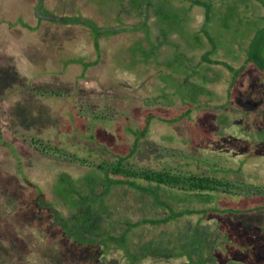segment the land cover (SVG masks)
Returning a JSON list of instances; mask_svg holds the SVG:
<instances>
[{
	"label": "rangeland",
	"instance_id": "rangeland-1",
	"mask_svg": "<svg viewBox=\"0 0 264 264\" xmlns=\"http://www.w3.org/2000/svg\"><path fill=\"white\" fill-rule=\"evenodd\" d=\"M78 1L89 3V10L85 12L95 16L97 23L92 22L94 18L76 13L73 22L77 24L60 23L57 26L59 17L56 14L64 16L68 7L60 0H47L42 11L38 7L31 13L26 11V0H0V264H97L86 259L90 255L108 256L109 264H116L119 254L91 249H88L89 253H83L78 247L67 251L65 247L53 246L59 243L62 230L57 228L47 235L44 232L48 223L46 213L42 214L35 207L36 198L39 200L42 194L46 199L43 206L48 205L50 190L60 197L57 207L68 212V217L77 224L85 238L100 241L108 237L107 230L109 228V234L113 233L111 226L115 222L109 217V202H105L108 206H100L101 194L103 196L106 189L102 177L94 183L96 192H90L89 185L93 182L89 183L85 178L80 179L82 187L74 185L73 194L80 198L79 206L75 203L69 211V206L64 205L69 196L60 192L59 180L67 174L75 179L84 176L90 179L95 176L94 171L36 151L30 144V137L51 141L69 154L96 163H109L115 154L125 157L136 140L138 151L124 158V164L157 167L168 162L172 165L167 166L180 167L182 163L172 154L194 152L199 158V155H206L222 160L218 164L232 169L230 177L233 179L264 183V161L258 156L247 159L242 167L227 162L226 158L232 161L231 151L238 152L241 144L234 147L225 145L227 141L218 143L217 137L207 134L210 132L202 134L204 139L200 144L197 139H189L188 135L199 126L197 120L189 122L183 130L176 124V127H168L163 140L146 134L144 139H137L130 134L144 129L146 114L154 111L153 106L164 111L184 112V107L176 106L179 99L186 105L185 111L190 110L192 115L202 116L211 110L223 116L220 120L222 129L233 126L225 117L236 112L233 107L238 100L247 108L255 104L247 97L250 76L246 73L236 76V73L241 68L253 69L242 61L241 51L255 42L257 32L259 40L264 36V0ZM58 6L62 8L61 13ZM30 14H39L42 20L38 22ZM118 14H122L121 19L114 21L112 16L118 17ZM144 14L147 18L142 16ZM49 18L52 21L48 22ZM109 18L113 20L110 25L117 32L128 33L130 30L131 33L129 23H143L142 28L152 30L150 39L152 44L158 45V58L147 63L140 58L134 59L132 51L140 44L132 43L130 47L128 36L113 37L110 50L107 42H99L103 37L98 39L100 33H109ZM142 28L137 27V32ZM120 50L130 57V61H115L114 55L117 56ZM205 50H208L209 61L199 63L206 54ZM109 55H113L110 58L113 62L109 61ZM90 56L93 62H98L84 69L85 58ZM217 60L222 63L215 65ZM150 77L152 84L149 83ZM46 91L55 93L44 94ZM167 92H176L173 101L174 96L167 95ZM144 97L148 99L147 105L143 104ZM100 104L113 107L109 110L112 119H92L102 113L94 111ZM246 115L251 122L260 121L253 130L258 133L257 129L261 127L263 133V112L256 111L253 115L236 112L234 117L247 121ZM242 129L237 126V129L223 130V134L241 135L246 132L241 133ZM186 139L187 142H183ZM252 140L245 136L241 139L243 144L249 145V150L254 149ZM254 142H258L257 139ZM226 146L232 150L227 151L230 147ZM188 166L193 170L196 167L208 170L204 163L192 162ZM132 190V194H125L126 212L130 217L136 221L143 217L162 216L155 207V211L143 209L142 205L150 198L145 199ZM120 193V190L114 191L112 197L119 199ZM105 194L109 196V188ZM254 204L244 200L220 203L236 209ZM91 231L97 236L90 235ZM55 233V239H48Z\"/></svg>",
	"mask_w": 264,
	"mask_h": 264
},
{
	"label": "trees",
	"instance_id": "trees-1",
	"mask_svg": "<svg viewBox=\"0 0 264 264\" xmlns=\"http://www.w3.org/2000/svg\"><path fill=\"white\" fill-rule=\"evenodd\" d=\"M60 1H62V3L65 2V6L67 5L68 7L65 8L67 9V13L63 14L64 16L56 14L57 17H59H56L57 26L60 23L64 25L77 24L73 22L75 17H77L74 15L76 13L84 14L86 18H94L92 22L94 24L97 23V21H95V19L97 20L95 16H90L91 14L85 12L89 10V3L81 4L78 0ZM132 1L133 0H129L131 3ZM26 2L28 7L26 9L27 13H31L38 7V9L42 11L44 5L46 4L47 6V0H26ZM57 9L60 13L62 12V8L59 6ZM110 14L112 13L109 8V17ZM30 15L33 18L35 17L38 22L42 20L39 14ZM121 15L122 14H118V17L112 16L115 17L113 20L118 21L117 18L121 19ZM142 16L147 18V14ZM49 20L52 21V19L49 18L48 22ZM113 20L109 18V33H104L103 35L101 33L99 35L94 33L98 35V39L103 36L99 42H107L110 50V44L112 46V40H114L113 37L121 36V38H123L128 36L130 38L127 42L130 47L132 43H136V45L138 43L140 44V46L132 51L134 52L132 55L134 59L140 58L143 63H147L150 60H156L158 58V45L152 44L150 39L152 30L150 31L149 29L142 28L144 27L143 23H129L128 29H131V33H129L130 30H128L129 34L120 31L117 32L110 25ZM123 26L124 25L121 27ZM137 27L143 30L140 29L137 32ZM257 36L258 32L253 39L255 42H252L248 49L246 48L241 51L242 61L249 64L250 68L253 69L248 70V67L241 68L240 72L236 73V76L245 73L250 76L249 84L251 87L247 97L255 104L247 108V106L243 104L241 106L240 100H238L239 102L235 100L237 104L233 108H236L235 110L239 114H249L250 112L253 115L256 111L263 112L264 114V36H262L261 40H259ZM95 43H97V40ZM85 51L84 55H86ZM119 52L117 56L114 55L115 61H130V57H128L126 53L123 55L121 50ZM205 52L206 54L199 60V63L200 61L202 63L209 61V57L207 56L208 50H205ZM112 56L113 55H109V61L111 62H113V59L110 60V58H113ZM92 59V56L87 59L85 58L83 64L85 67L84 69H89L90 66L98 62V60H95L94 63ZM220 63L222 62L219 60L214 62L215 65H220ZM224 66L227 67L228 65ZM72 67L76 68L79 67V65H72ZM141 68L144 70V67ZM146 70L148 71L149 68ZM149 83H153L151 82V77ZM151 86L153 87V85ZM166 86L164 85V87ZM167 89L168 88H166V90ZM54 93L53 91H46L44 94L54 95ZM167 95H173V101L176 92L172 94L168 93ZM120 99L121 98L118 99V102H120ZM145 99L146 97H144L143 104L147 105L149 102L148 99ZM100 105L101 106L96 107L94 111L99 110L102 113L98 116H92V119L97 120L98 117L104 120L107 118L108 120L112 119L109 110L113 107L109 106V104ZM156 106H153L154 111H150L146 114L144 129L138 130L139 133L136 131L130 133L134 135L135 138L137 137L138 139L139 137L140 139H144V135L146 134L163 140L166 138L165 134L167 133L168 127L182 126L183 130L185 129L184 126L189 125V122L191 123L197 120L199 126L194 128V132L199 133L194 134V132H192L191 135H188L191 140L197 139V144H200V141L204 139L202 137L204 136L202 135L203 133L206 135L207 132H210L207 134H212L217 137V140H220L218 143L227 141L225 145H232L234 147H236L238 143L241 144L239 147L237 146L238 152L231 151L232 161L226 158L228 160L227 162L230 164L235 165L237 163L238 166L242 167L244 166V162L252 156H258L264 161V132L261 133L260 127L259 130L257 129L258 133H256L255 125L257 121L251 122L250 118L248 119L249 115H246V121L244 118L234 117L236 112H231L227 117H224L226 118L225 120L228 121L229 124L232 123L233 126L230 128L224 127L222 129L220 120L223 116L213 113L211 110H208V112L202 114V116L195 113L192 115L190 110L185 111L186 105L180 99L177 100L176 106L184 107V112L177 113L176 111L173 112L174 110L164 111L158 109ZM161 108H163V106H161ZM227 111L230 110L227 109ZM197 115L199 117L195 119ZM248 121H250V123ZM258 122L260 121L258 120ZM237 126H242L243 129L241 133L246 132L241 135L227 134L226 136V134H223V130H230L232 128L237 129ZM254 128L255 130H253ZM218 132L221 133L218 135ZM259 133L262 135H259ZM244 136L253 139L252 144L254 149L252 148L249 150V145L242 143L243 141H241V139H243ZM109 137L111 138L112 136ZM261 137H263V139H261ZM234 139L236 141H234ZM256 139L258 142H254ZM29 141L36 151L63 162L74 163L85 169L89 168L94 171L95 176L90 179L87 178V176L75 179L72 175L67 174V177L59 180L57 187L60 189V192H64V194H68L69 196V199H66L67 201L64 204L65 206H69V209L67 207L69 211H72L71 207H73V204L76 203V205L79 206L78 201L80 198L75 197L73 193H75L74 185L82 187L80 185V179L85 178L89 183L93 182V184L90 183L89 185L91 191L88 188L90 192H96L94 191V183H96L97 178L101 177L105 183L103 188H106V193L109 188V196H107L105 192H103V196L101 194L100 206L102 208L103 206H108L105 202H109V217L115 224L111 226L113 233L109 234L110 230L108 228V237L104 236L105 238L100 241H98L99 239L97 238H92L91 240L85 238L84 233L79 232L77 224H74L72 219L68 217V212L66 210L61 211V209L57 207L60 197H58L56 193H53L52 190H50V193L47 195L48 205L43 206L46 200L43 194L39 195V200L38 197L36 198L38 202L35 200V207L39 208L42 214L45 212L47 216L46 219L48 220V223H46L47 229L44 230V232L49 235L52 231H56L57 228L62 230V234L60 235L61 238H59L60 240L57 238L59 243H54V247H65L67 251L72 250L74 247H78L82 248L80 251L83 253H87L88 249L98 250L100 253H106L107 251L105 250H109V252L113 251L112 254H114V252L116 254L119 253L116 257V264H264V183H251L245 180L233 179L230 177L233 170L229 167H222V164L220 166L218 161L222 160H219V158L208 157L206 155H199V158L194 152L185 154L184 151H182L172 154L173 158H176L178 162L182 163L180 167H176L175 165L172 167L167 166L172 165L168 162L165 165H159L157 167L138 166L136 163L124 164V158H128L138 151V144L135 140L125 157L115 154L116 157L114 160L109 161V163H96L89 159L69 154L59 147L58 144L48 140L41 141L30 137ZM183 142H187V139ZM226 147L229 148L230 146ZM199 148L203 150L202 146H199ZM229 150H232V147L227 149V151ZM110 154L112 155L113 152L110 151ZM237 155L240 156L235 158L234 156ZM186 159L189 161H186ZM234 159L235 162H233ZM192 162L204 163L206 164L205 168L207 167L208 170H202L200 167H196L194 170L190 169L188 165ZM225 164L226 163H224V165ZM152 189L160 191L161 194ZM117 190L121 191L119 194L121 196H118L119 199L112 197L114 191L117 192ZM130 190H132L134 194H142L141 196H144L145 199L150 198L148 199L150 203L147 201L142 205L143 209H152L155 211V209H153V207H155L157 208L156 211L162 216H152L150 218L143 217L136 219V221L133 217H130L128 215L129 213L126 212L127 199L125 195L131 193ZM106 198H108L109 201H107ZM227 200H244L247 203L255 202V204L252 207H243L241 209L220 205L222 201ZM257 200L258 202L260 201V203L256 202ZM120 215H122L121 218L118 217ZM56 233L48 236V239H55V237H57ZM89 234H95L97 236L94 231H91ZM86 257L87 260L90 259V261H95L97 264H109L108 256L92 257V255H90Z\"/></svg>",
	"mask_w": 264,
	"mask_h": 264
}]
</instances>
